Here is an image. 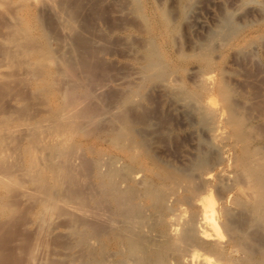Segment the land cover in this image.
Segmentation results:
<instances>
[{
    "label": "rangeland",
    "instance_id": "rangeland-1",
    "mask_svg": "<svg viewBox=\"0 0 264 264\" xmlns=\"http://www.w3.org/2000/svg\"><path fill=\"white\" fill-rule=\"evenodd\" d=\"M54 1L56 3L58 1V3H57L58 5ZM137 1H138V3H137ZM186 1L185 0H118V1L117 0H80V2L78 3V0L77 1L67 0L68 4H70L72 6L73 12L75 14H78V17H79L78 22L72 21L70 19L71 24H69V18L66 16V14H64V13H66L65 9L62 10V8H61L64 6L65 0H52V1L49 0V2L55 7L56 13L58 12V14L61 16V17H59V15H58L59 18H57L56 20H53V21H55V23L52 21V17L54 19L56 17L54 15L51 16L50 14H52V13L49 14L48 11L42 10L38 7L39 11L42 10L41 12H44V14H45V15L44 14L41 15L42 13L37 11L38 9H36L37 6L32 5V3L30 5V1H27V0H0V264H78V262L80 264H81V262H82V264H89V263H86L88 261H85L86 259L90 260V257H89L90 252L89 251H91L90 245L86 244L89 242L88 238L90 237V235L88 234L89 233L88 231H90V229L88 228L89 227L88 223L92 220L90 218L91 217L93 218V215L91 213H89L90 212L89 209L92 207V203L94 204L96 200L98 202H103V198H104V197L101 198L103 195V188L99 184V182L101 180L100 175L103 173L102 179L105 182H107L108 181L107 177L109 178L110 170L112 168H115L117 170V172L120 173V172H122V169L125 166L124 164L130 163L129 158L126 156L123 149L117 145L114 146L112 143L113 141H110L111 136L106 134V132L108 133V130H111L112 128L119 127L118 122L117 121H115L116 123L112 122L113 119H111V118H115V115L119 112V106H118L119 103L114 104V102L115 103L118 102L121 97H124V95L128 94V93H126V91L130 92L129 90L132 89L131 90V92H132L133 90L136 89V87L139 86V84L142 85L145 82L146 77H147V73L144 70L142 72V68L144 69L145 65L144 66L142 65V67H141V64H143L142 62L145 63L147 61L145 59H142L141 57L145 58V55L148 54L149 52H151L150 50L152 49V47L153 48L155 47L154 49L156 51L159 48L160 53H159V51H157V52L160 55H162V54L164 55V56L162 55V58H163L164 62L166 61L165 62L166 65L169 62V64L167 65V68L169 71V72H167L168 79L166 78L167 81L165 80V82L168 84H166L165 90H167V88H169V86H172L173 84H178V85H173L172 88L170 87V89H168L166 92L172 93V92H174L173 90L176 89L177 87H178V90L176 92L181 91L183 88H185V90H186V88L187 89L188 88L194 89L198 85L196 82L198 80H199V82H201L202 80L200 78H203V77H200L199 72H200V74L203 75L205 70L207 72H212L215 70V72H212V74L213 75H214V73L217 74V75H215L217 77H219V75H221V76L223 75V77H221V78H224L225 75L228 74L227 76L230 78H227V76H226L225 80L230 79V81L228 80L229 84L231 83L230 86L231 85L235 86V87H233L234 90L238 87L237 88L238 90H235V91H237V92L239 91V92L243 93V95L241 93H238L242 97L245 96V93H247L246 95H248L249 93L252 94V92H253L254 94H252V96L253 95L254 96L253 97L251 96V98H253V99L249 98V95H250L249 94L247 96L248 97L247 103H244L247 100L246 96H245L246 98L244 97L242 99V101H237L239 99L241 100L242 97H239V99L237 98L236 101H237V103L240 102L238 104L241 107H243L248 114H250V115L254 114L252 116H255V118H257L256 121L252 122L253 126L256 125L257 128H254L252 126L253 128H251V129H252V131H254L255 137H257L259 139V141L262 139L263 140L260 141L261 143L258 142L259 147H258V145L255 146V148L257 149V150L255 149V151H256V154L257 153L259 154V156L264 155L262 153V152H264V137H263L264 136V87H263L264 86V31H263L264 30V17H262L264 15V12H262V10L264 9V0H201V1L200 0H192V2H191V0H186ZM189 1H190V3L188 4ZM185 2H186V4H184ZM139 3H141V5ZM138 7H139V9H138ZM135 9H136V12H135ZM165 9H167V10H165ZM38 12L40 15L38 14ZM142 12H143L144 17L147 16V17H145L146 19L144 17H140L141 15H139V14ZM224 14L226 17H224ZM37 15L41 16V18H42L41 23L44 27V30L48 32L49 36L51 33V36L49 37V41H48V43L50 42V44H48V43H47V45L43 44L44 42L41 40L42 38H41L40 31H39V29L35 28L36 25L33 22L35 21L34 18ZM165 15H167L168 17ZM173 15H175V16L173 17ZM219 15L220 16L223 15L221 17V19L227 18L226 24H228V25H225V28H226V29H224L225 32L228 31L229 29H235V31H236L235 34L236 35L240 34V35L235 36L233 34L231 36V38L230 37L223 38L224 36L222 35V33H224V32L221 33L219 31L221 33V35L219 34L218 36H215L214 33L218 32V30H219L218 27L216 28V24H217V22H219L218 20H220ZM78 17L76 19H78ZM163 17H167L165 20L168 23L164 20ZM168 18H170V20ZM258 18H260L261 20ZM215 19H216V21H215ZM229 19L231 20V22ZM147 20H148V22H147ZM246 20H248L249 22ZM253 20L255 22H253ZM245 21H246V23L252 22V24H251L252 26H250V24L246 25V23H244ZM48 22H49V24H47ZM63 22H64V24H63ZM169 22H171L170 23L171 27H170ZM31 23H32L31 26H34V25L35 26L31 27L30 26ZM151 23H152V27L150 28ZM165 23L168 27L165 26ZM197 23H199V24H197ZM53 24H55V25H53ZM56 24H57V26H56ZM145 24H146V26L148 25L147 26L148 29L145 27ZM233 24H235V25H233ZM240 24L241 25L244 24L246 26L244 27V25L241 26ZM238 25L241 27H239ZM50 26H52V27H50ZM68 26H70V28L73 27L72 28L73 30L70 29ZM163 26H164V29H163ZM172 26L173 27L175 26L176 29L174 32L170 33L169 31L172 29ZM197 26H198V28H197ZM206 26H207V28H206ZM232 26L234 28H232ZM166 27L169 29H167ZM195 28H197L198 30ZM214 28H215V30H213ZM55 29H56V31H53ZM149 29H151V31H149ZM161 29H163V30H161ZM165 29H167V30H165ZM239 30H241V31H239ZM164 31L165 32L167 31L166 33H168V37L170 39L172 38L171 41L169 40L168 37H167L168 41H166L167 40L165 38L166 33ZM177 31H178V34L176 33ZM36 33H37V35H36ZM169 33H170V35H169ZM259 33H260V35H259ZM28 34H30L31 37ZM101 34H102V36H101ZM163 34H165V35H163ZM171 34H172V37H171ZM175 34H177L178 36H176ZM208 34L213 35L212 40H210L209 45L213 44L212 45L213 47H210V49L213 48L215 50L213 51V49H211L212 50L211 51L210 49H208V46H209L208 45L206 50H203V51L204 52L206 51L205 53L208 52L207 56H210L209 59L211 60V65H212V66H210L211 68L209 66H206V64H205L204 60L201 58V56H200L201 59L200 58L197 59L199 57V54L197 55L198 56L197 57L196 54H197L198 49L195 46L196 43H194L196 41H197V43L203 42L206 38L201 37L202 39L201 38L199 39V37L204 36V35H207V37H209ZM52 35H54L56 38ZM37 36H40L41 39ZM152 36L154 38H151ZM196 36L198 37L197 39H196ZM28 37H30V39ZM65 37H66V41L64 42ZM177 37L178 38L180 37V39L182 41L180 39L176 40ZM54 38H55V40H54ZM98 38L100 40H102V44H103L102 46H103V48L105 47L104 50L106 51L102 55V57L98 60V61H100L98 63L100 65L99 69H98L99 72L97 71L94 73L95 75H98V76L95 77L93 74L94 79L96 78L98 81H96V79L95 80L93 79V81H92L90 77L89 78L86 77L85 74L84 73L82 74V72H81L79 74L80 75L79 77L81 80L79 83L80 84L83 83L81 85H84V84H86V81H87V83H88V81L90 83V80H91L92 81L91 85H92L95 81L97 82V83L95 82L96 85L93 84L92 86H90V90L92 92L90 96L92 98H90V96H89L87 99L82 98L80 101L82 102L83 106H87V104H88V106L89 105L90 106L91 105L96 106L100 110V115L95 120L91 121V123L88 124L86 122V124H85V128L87 130L91 131L92 129H94L92 134L75 133L72 135L70 140H68V142H67V144H69V146L65 143L63 145H61L62 143H60V142L63 140L62 139L63 134L61 133V128H62V130H65L66 127L60 125L61 123H58L57 116L55 115V112L58 108L59 103L65 98L64 96H67V87H66L65 83L68 84V82L70 81V78H69V76H67V78L64 76L61 77L62 82L60 80L59 83H62L63 85L58 84L57 85L58 90L51 87L50 83H51V81H53L52 79L54 76V71H55L54 69H55L57 63L50 60L47 57V54H45V53L48 49L49 51H51L54 54V57L58 58V57H60L59 56L60 54L58 55L57 52L59 50H61L60 49V47H61L62 50H64V51L61 50L58 53H61L62 55L63 54L69 55V52H70L69 47H71L70 43L72 42V39L76 43V41L78 42L80 39H81L80 41L83 42V41H86V39L93 40V39H98ZM203 38H204V40H203ZM219 38H222L225 41H223V40L220 41ZM233 38H234V40H233ZM256 38L257 39L259 38V39L256 40ZM152 39H153V41H152ZM231 39H232V41H231ZM36 41L38 43H41V44H37ZM149 41L150 42L152 41V43H151L152 45L149 44ZM172 41L175 42L174 45H173ZM230 41L232 42L231 44H230ZM18 42H20V43H18ZM86 42H88V41H86ZM154 42H155V46H153ZM170 42H171V44H170ZM205 42H206V40H205ZM193 43H194V45H193ZM34 44H35V46H34ZM83 44H84V42H83ZM21 45L23 46V49L26 50L24 52L25 54L23 53L24 50L23 51L21 50L22 49ZM37 45H39V46H37ZM41 45H42V47H41ZM89 45H91V44H89ZM93 45L95 46V44H93ZM97 45H98V43H97ZM177 45L180 46L181 54L184 51L187 53L188 50H189V54H190V52H192L191 50H193V49L195 50L196 53L192 52L193 55H192V53L190 55H188V53L187 54L184 53V54L190 56V57L187 56L188 59L184 58L186 55L183 54L184 57H182L183 55L180 54V52L178 50L179 46L177 47ZM26 46H27V48H26ZM98 46H100V45H98ZM190 46H192V47L194 46V47L191 48ZM176 47H177V49H176ZM220 47H221V49H220ZM52 48H54L53 51H52ZM55 48H58V49H55ZM174 50H177L175 52H177V53L179 52L180 55L175 53ZM208 50L211 51L210 52L211 55H210ZM30 52L31 53L33 52L32 55ZM40 53H42V54L40 55ZM198 53H200V52L198 51ZM56 54H57V56H56ZM200 54L202 55V53H200ZM228 54H229V56H228ZM39 55L41 57H39ZM170 57H173V58H170ZM213 57L215 60L212 59ZM175 58H177V59L179 58V59L177 60ZM194 58H195V60H194ZM171 59L172 60L174 59L175 61L174 60L173 61L175 63L177 61L176 65L174 64V62H171L172 61ZM106 60H107V62H106ZM142 60H145V61H142ZM171 64H173V65H171ZM146 65H147V63H146ZM169 65L172 67H170ZM179 65H182V66H179ZM193 65H194V67L190 68ZM203 65H204L205 70L202 69L203 70V72H202L201 68H203ZM213 65H216L218 67H215ZM34 66H37V67H34ZM195 67L198 69V72L195 71L196 70ZM226 67H227V69H226ZM36 68H38V70H36ZM136 68L138 69L137 71H136ZM140 68H141V70H140ZM186 68H187V71H183L184 69L186 70ZM212 68H213V70H212ZM173 69H175V70H173ZM236 70H237V72H236ZM172 71H174L173 74L171 73ZM225 71L227 72V74ZM136 72H138V73H136ZM181 72L183 73V76H182ZM223 72H225V73H223ZM44 73H46V76ZM169 73H170V75H169ZM196 73H197V75H196ZM218 73H219V75H218ZM81 74L83 77H81ZM188 75H189V77H192L194 75L195 76L192 77V79L189 78L190 79L189 80ZM101 76L102 77L105 76L103 78L107 77V80L103 79V78L100 79ZM138 76H140V77L138 78ZM184 76L187 77V79H185ZM41 78H42V80H41ZM169 78H171V79H169ZM178 78L183 79L185 81L189 80V82H191V83H189L190 86L194 83L197 85H195V86L193 85L194 87L193 86L190 87V86H188L189 84L185 83V81H183V80H182V84H180L181 81H179L180 79H178ZM84 79H85V81H84ZM99 79L101 81L103 80V83L100 82L98 84V82L100 81ZM127 79H129V80H127ZM173 79H175V80H173ZM104 80L108 81L109 84ZM122 81H123L124 86H122V84H120V82H122ZM192 81H195V82L192 83ZM36 83H38V84H36ZM125 83H128V87H130V89H128V87L126 86L127 84H125ZM129 83H131L130 86H129ZM171 83H172V85H170ZM38 85L40 86V88H42V90H40ZM36 86H37V88H36ZM95 86H96V88H95ZM63 87L66 88L65 89L66 91L63 89ZM124 87H127L126 88L127 90L124 89L126 91H124L122 89ZM131 87H133L134 89ZM36 89L38 90V92ZM122 91H123L124 95H123ZM148 92H149L148 93V96H149L148 100L144 101L145 102L144 104L146 106H148V110H149L148 114L153 115L157 111V113L155 114V117H157V115H160V118L158 116L157 119L154 117V115H153V117L150 116L154 120V122L156 119L155 127H156V132H158L157 136H156V132H155V136L153 137L154 138L153 146L155 148L158 147V150L160 149L159 151L163 153L162 154L163 157L166 154L164 158L167 159L168 158L167 154H170L169 158L172 157V159L170 158L169 160H173L175 157L179 158V159L175 158L171 162H180L181 155H179L177 153V151L180 153V151H179V150H181L180 147H182V148L184 147V149L180 153V154H183L185 152L184 150H186V148L190 145V142L187 141L189 139H187V140L185 139L186 140L185 141L182 138V135H185L186 130H182V131L179 130V132L177 130H175L172 132V131H169L168 129H164L165 127L167 128V126H166L167 125V123H166L167 119L164 117V114L162 115L163 112L161 113V111L166 110V108H165L166 106L162 105L163 103H161L160 100H159L160 102L158 100L156 102L154 101L155 97H154V99L152 98L154 96V94L152 93L153 91H148ZM41 94H43V96ZM60 94H62L61 96H63V97H60ZM258 95H260V96H258ZM257 96H258V98H257ZM150 99H151V101L153 100L154 102L149 101ZM148 101L152 105H149ZM157 104H159V105L161 104V106H159ZM154 106H156V108L157 107L162 108L163 106L164 107L159 110V112H160L159 113L157 110L158 108L156 109ZM105 107L107 109L109 108V111L106 110ZM193 107H194V104H193ZM105 111H107V114ZM253 111H255V112H253ZM262 111H263V113H262ZM108 112L111 115V118H110V115L108 114ZM260 113H262L263 115H260ZM98 119H100V120H98ZM97 121H100V124ZM157 122H158V125H157ZM256 123H258V124H256ZM96 124H98L100 126H95ZM161 124L164 125V128H162L163 126ZM51 128H52V130H51ZM157 128L159 130H157ZM14 129H16L17 132ZM94 131H95V133H94ZM163 131H165V132H163ZM62 132H64V131H62ZM103 132H105V133H103ZM168 132H170V133H168ZM259 132H260V134H258ZM261 132H263V134ZM36 133L38 136L36 135ZM58 133H61V134H59V135H61L60 138L58 136ZM99 134L102 135V138H100L101 136H98ZM167 134L168 135L170 134L171 137L169 135V137H170L169 138L167 136ZM256 134H258V135H256ZM76 135L79 138L76 139V137H75ZM90 135H92V136H90ZM97 136H98V139L96 138ZM160 136H162V137H160ZM172 136H173V140H172ZM207 136L208 135L205 136V139L203 138L201 140V143H199V141H198V145L203 150L206 149L207 151L206 150L205 151L208 153L209 156L212 155L211 156L212 158L207 157L208 160L212 161V160H215V155L217 158V157H219L217 155H221L222 153L220 154V152H221L220 149L213 143L212 139L208 140V139H210V136H208V139H206ZM259 136H261V137H259ZM104 137L109 138V139H106ZM180 138H182V139H180ZM38 139H40V140H38ZM58 139H59V141H57L56 144H53ZM60 139H62V140L60 141ZM170 139H171V142L172 141L174 142V139H178V141L176 140L174 143H176L177 145L179 144V146H176V144L171 143L169 141ZM157 140H159L158 141L159 143H160V141L162 142L160 144L157 142L160 146L157 143H155ZM180 140H182V141H180ZM106 141L107 142L109 141L108 142L109 144L105 143ZM183 141H184V144L181 145L180 143H182ZM209 141H212V142H209ZM206 143H207V145H206ZM73 144L76 145L77 147H79V149H83L84 151H87V152H84L83 150L81 151V152H83L81 154L86 156V157L84 158L83 156H79V155L77 156V154L80 152L78 149V153L76 154V156L69 157V159H73L74 157H75V159L74 160H68L67 161L68 164L64 163L63 164L64 169H63L62 163L64 162V159H63V157L60 158V156H62L61 150L65 151L67 149L64 147V145L65 146L67 145L66 147H68V149H69L70 145L72 146ZM85 144H87V145H85ZM110 144L113 145L114 147L111 146ZM193 144L196 145L197 142L196 143L193 142ZM58 145H59V147H58ZM260 145H262V148ZM177 147L180 149L178 150ZM57 148L60 149V151H61V152H59V154H57L59 156V159L56 155V153L59 151V150H57ZM89 148L90 149L92 148V149L90 150ZM212 148H213V150H212ZM259 148H260V151L258 150ZM163 149H164V151H163ZM110 152H111V154H110ZM140 152L141 151L136 153L138 155V160L135 161L134 163L131 162V165L133 164L132 165L133 168L131 171H134L133 174L136 175V177L138 175H141V176H138V179L136 178L135 179L136 181L134 180L135 182L131 181L130 183L132 186H134L136 184L134 187L137 188V186H138L139 190H144V188L146 186H148L150 183L151 184L156 183L157 179L159 178V175H157L156 172H154L156 175H152L153 172H149V170H148L149 168L147 165V162L149 160L147 158H145L144 156H143L144 157L143 158L142 157L143 154H142V152L141 153ZM173 152L174 153L176 152V153L174 155H172ZM107 153H108V155H107ZM210 153H211V155H210ZM256 154L254 156L255 157L254 159L257 160V158H259V156H258V154L257 155ZM95 155L99 158L98 161L95 160V159H98ZM110 155H111V157H110ZM102 156H103V158H101ZM113 156H115L114 159H116L115 160L116 166H114V159H112ZM109 157L112 159L113 164H112L111 159ZM39 158H41V159H39ZM62 160H63V162H62ZM123 160H124V162H123ZM177 160H179V161H177ZM70 161H71V163H70ZM100 161L101 162L104 161L103 162L104 164L103 163L99 164V163H101ZM108 161L111 163H109ZM60 162H61V164H60ZM93 162H95V163H93ZM119 163H120V165H119ZM69 164L71 165V167H69L70 166ZM58 165H59V167H58ZM83 165H84V167H83ZM101 165H102V167H101ZM65 166H68V167L65 168ZM120 166H121V168H119ZM139 167L143 168L144 170L141 168H140L141 169L140 170ZM67 168H69L71 171H72V169L74 170L72 172L74 173L75 176H77V178L75 177L76 184H80V185L75 184V186L79 189H77L74 185L73 186L69 185L71 182H69V181L67 182V179H66L67 174H65L67 172V171H65V170H67ZM81 169H84V170H81ZM134 169H136V171ZM137 169H138V171H137ZM96 170L100 174L99 176L97 175V172H95ZM139 170H140V172H139ZM82 171H84L86 174H84V172H82ZM90 172L92 174H94V176ZM235 172H237L238 174L237 173L235 174ZM87 173H90V174H87ZM95 174H96V177H95ZM147 174H150V176ZM145 175L148 178L150 177L149 178L150 182L149 181L147 182V178H145L146 177ZM239 175H241V176H239ZM83 176L85 177V180H84ZM143 176H144V179L141 178ZM151 176H153V177H151ZM234 176H236L237 180L239 179V177L240 178L244 177L242 180V181H244L243 182L244 185L242 184L243 186L250 185V183H245V181L249 182L248 179L246 180V174L243 172L240 173V171H234V173H232L231 177L228 178L229 183L226 182L227 178H223V179H226L225 182L222 179L225 184L223 182H220L221 179L217 180L218 183L216 184L215 187L219 188L220 184L223 187V188L220 187L219 189L215 188V190H214V192H215L214 196L215 197L217 196L216 200L218 201V203L220 201V199L218 200L219 197H222V196L228 194V192H229L233 198V195H235V192H236L237 196L236 195L235 196L238 199V200L236 199L237 201H239V198L241 199L240 201H243V199H245V201H243V202H247L250 206L255 205V202H256L255 197L253 198V196H255V193L253 195L252 194L253 192H250L249 195L252 194V197H251V195L247 196L246 193L244 195V192H243V195H244L243 196L241 191H244V189L246 188L247 190L246 189L245 190L248 192L249 189L247 187H245L244 189L241 188L242 189L241 190L240 189L241 184L238 185V187H237V183H236L237 180L234 179L235 178ZM64 178L66 179V181L64 180ZM90 178H92V179H90ZM88 179L92 180V181H90V183H85V184L86 185L92 184V185H94V189L96 188L94 190L93 186L91 185V187H92V188L90 187L92 190L91 193H89L90 188L88 186H86L84 183H82L83 181L89 182ZM232 179H234L235 181ZM140 180L144 181V182L146 181L147 183L146 182L143 183ZM78 181H81V183L80 182L78 183ZM93 181H94V183H93ZM232 181H234L236 184H234V182H232ZM136 182H140L141 185L140 186L137 185L138 183H136ZM49 183L51 186H49ZM55 183H56V185H55ZM226 183H228L227 184L228 186L226 185ZM95 184H97V185H95ZM81 185L82 186L85 185V187L83 188ZM225 185L227 186V188H225L226 187ZM80 186L82 188H80ZM142 186H144V187H142ZM229 186H231L230 190H229ZM232 186L235 188H238L241 191L238 190L239 192L237 193V190L235 188H232ZM243 186H241V187H243ZM49 187H50V189H49ZM72 187H74V188H72ZM72 189L73 190L77 189L75 191H78L79 194L77 192H74ZM97 189H98L99 193L102 195H100V194L98 195ZM71 190H72V195H71ZM82 190L88 192L87 193L88 200H89V198L92 197L91 200H89L90 202L85 201V199L87 197H84V196H86V195H84L82 197V199H83L82 202L84 203V206H83V203L79 202V201H81V200H79L81 198H78V197H80L81 193L83 192ZM56 191H57V194H56ZM250 191H252V190L250 189ZM224 192H227V193L224 194ZM232 192H234V193H232ZM50 193L51 194L55 193L56 195L59 194V196H57V198L59 199V200L57 199V202H59V203L50 204V203H52V201L50 200L49 195H48ZM73 193H75V194H73ZM89 194H93V195L95 194V195L89 197ZM220 194H222V195H220ZM66 195H68V197H69V195H71V197H69V198L65 197ZM72 196L77 197L78 203L80 204V205L78 204L79 206H77V203H75V202H77V200L75 202H74V200H72ZM99 196H101V197H99ZM93 197L98 198V199H93ZM66 198H68V199L66 200ZM70 198L72 201H70ZM246 198H248V199L246 200ZM63 199H65L68 203L65 202V200H63ZM74 199H76V198H74ZM93 200H95V201H93ZM72 202H74V203H72ZM54 203H56V202H54ZM80 206H82V207L80 208ZM88 207H89V209H87ZM7 208H9L10 210L8 209V211L6 212ZM102 208H105V207L102 206ZM78 209H79V211H78ZM85 210H86V212H85ZM103 211H105V209H100L98 211V213L96 214V220L98 222H99V220L104 222L103 221L104 218L101 220L102 216H104V215L100 216V214ZM4 212H6V213H4ZM99 212H101V213H99ZM152 218H153V216L149 217L150 222H151ZM147 219H148V217H147ZM99 223H101V222H99ZM83 225H85L84 227L86 228V230H83L84 229L82 227ZM259 227H260V229L263 230V234H262V230L258 234L263 238V241H264V224L260 225ZM253 228H255V227H253ZM253 228H252V231H254ZM79 229H81V230H79ZM77 231H79V233H77ZM83 231L86 235L83 233ZM256 231H257V228L255 229V232ZM258 231H259V229H258ZM80 233L83 236L80 235ZM90 233H91V231H90ZM87 234H88V238H86ZM84 239H85V241H84ZM98 240L100 242L103 241V243L105 244L103 246L101 244L98 245V246L104 247L106 249L105 250L104 248L98 247L97 251L99 253L102 252V254L100 253V255H99L98 252L96 251L98 258L101 259L99 261H102L104 263L103 260L106 261L105 256L107 259L109 258V256L105 255L108 253H103V252H106V251L111 252V250H114V249H113V247H110V248L108 247V244H110V243H107L102 235H101V237L99 236ZM87 245H88V247H87ZM88 254H89V256H88ZM87 256H88V258H87ZM115 257H117V259ZM109 260H111V261L118 260L117 263L115 261L114 262L116 264H118V263L121 264L119 262L118 256H112L111 259L109 258ZM102 262H100V264H103ZM114 262L113 263L110 262V264H114Z\"/></svg>",
    "mask_w": 264,
    "mask_h": 264
},
{
    "label": "bare ground",
    "instance_id": "bare-ground-1",
    "mask_svg": "<svg viewBox=\"0 0 264 264\" xmlns=\"http://www.w3.org/2000/svg\"><path fill=\"white\" fill-rule=\"evenodd\" d=\"M27 1H30V5L32 3V5L37 6V8H36V9H38L37 11H39V8H40L42 10L48 11L49 14L52 13L50 15L51 16L54 15L56 17L55 19L52 17V21L61 17L58 14V12L56 13L55 7L49 2V0H27ZM75 1H77V0H75ZM79 2H80V0H78V3ZM186 2L184 4H186ZM191 2H192V0H191ZM57 3H58V1H57ZM137 3H138V1H137ZM189 3H190V1L188 2V4ZM139 4L141 5V3H139ZM63 7H61V8H62V10L65 9L66 13H64V14H66V16L69 18V24H71V22H70L71 20L78 22V20H79L78 14H75L73 12L72 6L70 4H68L67 0H65V4ZM138 9H139V7H138ZM165 10H167V9H165ZM263 10H262V12H264ZM41 11H39V12H41ZM39 12H38V14H39ZM135 12H136V9H135ZM41 13H42L41 15L44 14V12H41ZM58 15H59V17H58ZM139 15H141L140 17H144L143 12L140 13ZM175 15H173V17ZM165 16H167V15H165ZM222 16H220V20H218L219 22H217L216 28L217 27L219 28L218 32L219 31L221 33L224 32V33H222V35L224 36L223 38H228V37L231 38V36L233 34L235 36L240 35V34H237V35L235 34V32H236L235 29H229V30L227 29L228 31L225 32V30H224V29H226L225 25H228V24H226L227 18L221 19ZM77 17H78V19H76ZM145 17H147V16H145ZM167 17H163L164 20ZM224 17H226L225 14H224ZM262 17H264V15ZM170 18H168V19L170 20ZM258 19H260V18H258ZM34 20L35 21L33 23H35V25H36L35 28L39 29L42 39L40 38V36H37V37H39L44 42L43 43L44 45H47V43L49 41V37L51 36V33L49 36L48 32L44 30V27L41 23V20H42L41 16H38V15L35 16ZM248 20H246V21H248ZM215 21H216V19H215ZM246 21L244 23H246ZM53 22L55 23V21H53ZM64 22H63V24H64ZM147 22H148V20H147ZM230 22H231V20H230ZM248 22L246 23V25L250 24V26H252L251 25L252 22L251 23H248ZM253 22H255V21L253 20ZM170 23L171 22H169V24ZM47 24H49V22ZM197 24H199V23H197ZM31 25H32V23L30 24V26ZM53 25H55V24H53ZM233 25H235V24H233ZM243 25H241V26H243ZM246 25H244V27ZM34 26H31V27H34ZM56 26H57V24H56ZM147 26L145 24V27L148 29ZM165 26H167L166 23H165ZM207 26H206V28H207ZM241 26H239V27H241ZM50 27H52V26H50ZM68 27L70 28V26H68ZM151 27H152V23H151L150 28ZM170 27H171V24H170ZM72 28H70V29H72ZM197 28H198V26H197ZM197 28H195V29H197ZM232 28H234V27L232 26ZM163 29H164V26H163ZM163 29H161V30H163ZM167 29H169V28H167ZM167 29H165V30H167ZM175 29H176L175 26L174 27L172 26V29L169 32L170 33L174 32ZM213 30H215V28ZM53 31H56V29ZM149 31H151V29H149ZM239 31H241V30H239ZM218 32L214 33L215 36H218L219 34L221 35V33L220 32L218 33ZM170 33H169V35H170ZM176 33L178 34V31ZM177 34H175V35L178 36ZM28 35L30 36V34H28ZM36 35H37V33H36ZM163 35H165V34H163ZM259 35H260V33H259ZM52 36H54V35H52ZM101 36H102V34H101ZM212 36L213 35H209V37H207V35L200 36L199 39L201 37H205L206 42H205L204 38H203V40H204L203 42H200V43H197V41L194 42V43H196L195 46L198 49V51L200 53H202V55H201L197 51L196 56L199 54V57L197 56L198 57L197 59H199L201 56V58L204 60V62L206 64V66H209V67L212 66L211 60L209 59L210 56H207L208 52L205 53L206 51L204 52L203 50H206L207 46L210 44V40H212ZM30 37H28V38L30 39ZM167 37H168V33H166V37H165L167 39L166 41H168V38H169V37L168 38ZM171 37H172V34H171ZM180 37L179 38L177 37L176 40H179ZM55 38H54V40H55ZM151 38H154V37L152 36ZM197 38L198 37L196 36V39ZM73 39L71 42L72 44L69 42L70 46H71V47H69V49H70L69 55H65V54L62 55L61 53H58L62 50V48L59 45L58 46L60 47L61 50H59V51L57 50L58 51L57 54L58 55L60 54L59 55L60 57H58V58L54 57V54L51 51H49L48 49H47L48 52L46 51V53H45V54H47V57L50 60L57 63L56 67L54 69L55 70L54 76L52 75L53 81H51V83H50L51 87L58 90L57 85L62 84V83H59V81L61 80V77L64 76L67 78V76H69V78H70V81L68 80L69 81L68 84L65 83V85L67 87V96H64L65 98L59 103L58 108L55 112V115L57 116L58 123H61L60 125L66 127V128L64 127L65 130H62V128L60 127L61 133L63 134V136H62L63 140L60 139V141L62 140L60 142V143H62L61 145H63L64 143L67 144L68 140H70L72 135L75 133L92 134L94 129H92L91 131L87 130L85 128V124H86V122L88 124L91 123V121L95 120L100 115V110L96 106H92V105L88 106V104H87V106H83L82 102L80 100L82 98L87 99L91 95L92 92L90 90V86H92L93 84L96 85V83H97L96 81H98L95 78L96 83L94 82L91 85V82L93 81L94 76L95 77L98 76V75H95L94 73L97 71L99 72L98 69H99L100 65L98 63L100 61H98V60L106 52L104 50L105 47L103 48L102 40H100L99 38L93 39V40H90L91 38L86 39V41H88V42L83 41L84 44L82 41H80L81 39L79 40L80 42L78 41L79 43L77 41L75 43V41H73ZM258 39L256 38V40H258ZM169 40L171 41L172 38L171 39L169 38ZM219 40L221 41L223 39L219 38ZM233 40H234V38H233ZM65 41H66V37H65L64 42ZM152 41H153V39H152ZM152 41L151 42L149 41L150 45H152L151 44ZM223 41H225V40H223ZM231 41H232V39H231ZM231 41H230V44L232 43ZM155 42H154L153 46H155ZM172 42L174 45L175 42L174 41H172ZM18 43H20V42H18ZM36 43L41 44V43H38L37 41H36ZM97 43L100 46H98ZM194 43H193V45H194ZM48 44H50V42ZM89 44H91L92 46ZM93 44H95V46ZM170 44H171V42H170ZM212 45L213 44L209 45L208 49H210V47H213ZM34 46H35V44H34ZM37 46H39V45H37ZM178 46L179 45H177V47ZM41 47H42V45H41ZM177 47H176V49H177ZM190 47L193 48L194 46L193 47L190 46ZM26 48H27V46H26ZM154 48L152 47V49L150 50L151 52H149L148 54L145 53L146 54L145 58L140 56L142 59H145L147 61L145 63L142 62L143 64H141V67H142V65L143 66L145 65L144 69L142 68V72L144 70L147 73V77L145 76L146 77L145 82L142 85L139 84V86L136 87V89L133 90L132 92H131L132 89H130V87H128V83H125V84H127L126 86L128 87V89H130L129 90L130 92L126 91L127 87L122 88L123 90L126 89L124 91H126V93H128V94L124 95V93L122 91L124 97H121L118 102H116V103L114 102V104L119 103V105H118L119 106V112L115 115V118H111V115L108 112V114L110 115V118L113 119L112 122L117 121L119 124V127L112 128L111 130H108V133L106 131L105 132H106V134L111 136L110 141H113L112 143L114 146L117 145L123 149L126 156L129 158L130 163L124 164L125 166L122 169V172H120V173H118L115 168H112L110 170V175L108 174L109 178L107 177V179H108L107 182H105L102 179L103 173L100 175L97 170L95 171V172H97L98 176L99 175L101 176V180H100L99 184L103 188V195L100 194L98 189H97L98 195L100 194V195H102V197L101 196H99V197H101V198L104 197V198H103V202H98L97 200L96 201L93 200V201H95V203L94 204L92 203V207L90 209H89L90 206L87 204L89 206L87 209H89V211H90L89 213H91L93 215V218L90 216L91 217L90 219H92V220L88 223V225H89L88 228L90 229L91 233H90V231L87 230L89 232L88 234L90 235V237L88 238V234H87L86 238H88L89 242L86 244L90 245L91 251H89L90 256L88 254V256L90 257V260L86 259L85 261H88L86 263L100 264V262H102V261H99L101 259L98 258L97 253H96V251L98 250V247H101L98 245H100V244L102 246L105 245L103 243V241L100 242L98 240L99 236L101 237V235H102L104 237L105 241L107 243H110V244H108V247L109 248L113 247V249H114V250H111V252L106 251L103 253H108L105 255H108L110 259L112 256H118L119 262L121 264H264V241H263V238L258 234L262 230V229H260L259 226L264 224V222H263L264 221V155L259 156V154L257 153L259 158L256 157L257 160L254 159L255 158L254 156L256 154L255 146L258 145L259 143H261L260 141H262L263 139L259 141V139L257 137H255L254 131H252V129H251L253 127L257 128L256 125L253 126V124H252V122L256 121L257 118H255V116H252L254 114H252V115L248 114L245 111V109L238 104L240 102L237 103V101H242V99L245 96L247 97L249 94H250L249 98L253 99V98H251V96L254 93L252 92V94L249 93L248 95H246L247 93H245L244 97L240 96V94H238V93H241V92L235 91V90H238L237 89L238 87L234 90L233 87H235V86H232V85L230 86L231 83L229 84L230 79H228L229 81L227 79H226L227 81L225 80V77L228 75L226 71L225 72L227 75H225L224 78H221V77H223V75L221 76L218 73V75L220 77L219 78V77L215 76L217 74H215V73H214V75L212 74V72H215V70L212 72H207L204 69V65H203V68H201V70L202 69L205 70L204 74L202 75L199 72L200 77H203V78H200L202 81L200 80L201 82H199V80L197 79L198 81L196 83L198 85L195 83L191 85V86L197 85L194 89H192V88L187 89L186 88V90H185V88L182 87L183 89L181 88L182 89V90L180 89L181 91L176 92L178 90V87H177L176 89L173 90L175 92V93L172 92L173 94L166 92L168 89H170V87L172 88L173 85H178V84L172 85V83H171L170 85H172V86H169V88H167V90H165L166 84H168L165 82V80H166V78L168 79L167 72H169V71H168L167 65L169 64V62L166 65V63H165L166 61L164 62V60L162 58L163 54L162 55L159 54L160 53L159 48L157 49V51H159V53ZM53 49L54 48H52V51H53ZM55 49H58V48H55ZM211 49H213V48H211ZM220 49H221V47H220ZM21 50L22 51L24 50L23 46H22ZM178 50L180 52V46H179ZM193 50H191V51L193 53H196L195 50L194 51ZM214 50L215 49H213V51ZM25 51L26 50H24L23 53ZM62 51H64V50H62ZM175 51H177V50H174V52ZM211 51H209V53ZM179 52L178 53L175 52V53L179 54ZM192 52H190V54ZM32 53H31V55H32ZM184 53H186V52L184 51L182 54L180 52L181 55H183ZM187 53H188V55H190L189 50L187 51ZM193 53H192V55H193ZM41 54L42 53H40V55ZM57 54H56V56H57ZM186 54H184V55H186ZM40 55H39V57H41ZM184 55L182 57H184ZM188 55H186L184 58H187ZM210 55H211V53H210ZM228 56H229V54H228ZM188 57H190V56H188ZM170 58H173V57H170ZM195 58H194V60H195ZM175 59H177V58H175ZM212 59H214V57ZM145 60H142V61H145ZM173 60L171 62L175 61V60L174 61ZM106 62H107V60H106ZM146 63H147V65H146ZM176 63H177V61H176ZM176 63L174 62L175 65H176ZM171 65H173V64H171ZM194 65L190 68H193ZM37 66H34V67H37ZM179 66H182V65H179ZM213 66L218 67L216 65H213ZM170 67H172V66H170ZM226 69H227V67H226ZM36 70H38V68H36ZM137 70L138 69L136 68V71ZM140 70H141V68H140ZM173 70H175V69H173ZM212 70H213V68H212ZM183 71H187V68H186V70L184 69ZM195 71L198 72V69L196 68ZM81 72H82V74L84 73L86 77H88V78L90 77L92 81L90 80V83H89V81H88V83L86 81V84L81 85V84H83V83H81V84L79 83L81 81L80 77H79L80 76L79 74ZM138 72H136V73H138ZM173 72L174 71H172L171 73L173 74ZM202 72H203V70H202ZM225 72H223V73H225ZM236 72H237V70H236ZM44 74L46 76V73H44ZM82 74H81V77H83ZM93 74H94V76H93ZM169 75H170V73H169ZM196 75H197V73H196ZM182 76H183V73H182ZM194 76H192V77H194ZM103 77H105V76H103ZM103 77L101 76L100 79H102ZM139 77L140 76H138V78ZM192 77H189V75H188V79L189 78L192 79ZM227 78H230V77L227 76ZM103 79L107 80V77L103 78ZM129 79H127V80H129ZM169 79H171V78H169ZM178 79H180V78H178ZM185 79H187V77H185ZM41 80H42V78H41ZM106 80H104V81H106ZM173 80H175V79H173ZM182 80L183 79L179 80V81H181L180 84H182ZM189 80L188 81L183 80V81H185V83L189 84V83H191V82H189ZM84 81H85V79H84ZM61 82H62V80H61ZM100 82L103 83V80L102 81L100 80L98 82V84ZM106 82L108 83V81H106ZM193 82H195V81H192V83ZM131 83H129V86L131 85ZM36 84H38V83H36ZM120 84H122V86H124L123 81L120 82ZM188 86H190V84ZM36 88H37V86H36ZM39 88H40V86H39ZM95 88H96V86H95ZM131 88H133V87H131ZM63 89L65 90L66 88L63 87ZM40 90H42V88H40ZM148 91H153L152 93L154 94V96L152 98L154 99V97H155V99H154L155 102L157 100L158 101L160 100L161 103H163L162 105L166 106L165 107L166 110L161 111V113L163 112L162 115L164 114V117L167 119V122H166L167 125L165 124L167 126V128L166 127L164 128V125L161 124L163 126L162 128L168 129L169 131H172V132L175 130H177L178 132H179V130H181V131L186 130V133H185V135H182V138L184 140L189 139L187 141L190 142V145L186 148V150H184L185 152L183 154H180V153L184 149V147L183 148L180 147L181 150H179L180 148L177 147L178 150L180 151V153L178 151H177V153L179 155H181V157L178 155L180 157V162H171L176 157L173 160H169L170 158L172 159V157L169 158L170 154H167V157H168L167 158L168 160H167L166 158H164L166 154L163 157L162 156L163 153L159 151L160 149L158 150V147L155 148L153 146V143H154L153 137L155 136V132H156L155 122H156V119L158 118V116L160 118V115H157V117H155V114L157 113V111L156 112L154 111L155 114H153V115L156 118L155 122H154V120L150 117V116L153 117V115L148 114L149 113L148 106H146L144 104L145 103L144 101L148 100V97H149ZM37 92H38V90H37ZM241 94L243 95V93H241ZM41 95L43 96V94H41ZM61 95L62 94H60V97H63ZM258 96H260V95H258ZM258 96H257V98H258ZM239 97H242L241 100L239 99ZM90 98H92V97L90 96ZM237 98L239 100L236 101ZM149 101H151V99ZM247 101H248V97H247L246 102H244V101L243 102L247 103ZM193 104H194V107L196 109L193 107ZM149 105H152V104H150V102H149ZM157 105H159V104H157ZM156 106H154V107L156 108ZM159 106H161V104ZM162 108L159 107L157 109L158 112ZM105 109L109 111V108L107 109L105 107ZM105 112L107 114V111H105ZM253 112H255V111H253ZM262 113H263V111H262ZM262 113H260V115H263ZM98 120H100V119H98ZM97 122H99V124H100V121H97ZM256 124H258V123H256ZM157 125H158V122H157ZM95 126H100V125L96 124ZM52 128H51V130H52ZM14 130L16 131V129H14ZM157 130H159V129L157 128ZM62 131H64V132H62ZM165 131H163V132H165ZM105 132H103V133H105ZM61 133H58L59 138L61 136L59 134H61ZM94 133H95V131H94ZM157 133L158 132H156V136H157ZM168 133H170V132H168ZM261 133L263 134V132H261ZM258 134H260V132ZM258 134H256V135H258ZM36 135H37V133H36ZM77 135L75 136L76 139L79 138L78 137L79 135L78 136ZM169 135L167 134L168 137H169ZM206 135L210 136V139H208V136L206 139H208V140L212 139L213 143L220 149V151H221L220 154L222 153L221 155H217V156H219L217 158L215 155V160H212V161L208 160V158H207V157L212 156L211 153H210L211 156H209L208 153L206 152L207 150L206 149L203 150L198 145V141H199V143H201V140L203 138L205 139ZM90 136H92V135H90ZM98 136H101L100 138H102V135L99 134ZM98 136L96 137L97 139H98ZM261 136H259V137H261ZM160 137H162V136H160ZM170 137H171V135H170ZM104 138H106V137H104ZM182 138H180V139H182ZM106 139H109V138H106ZM38 140H40V139H38ZM159 140H157L155 143H157ZM172 140H173V136H172ZM176 140L178 141V139H174V142ZM57 141H59V139L56 140V142H54V143L52 142V143L56 144ZM169 141L171 142V139ZM180 141H182V140H180ZM212 141H209V142H212ZM108 142L106 141L105 143H108ZM174 142L172 141L171 143H174ZM193 142L194 143L197 142V144L195 145V144H193ZM160 143H162V142L160 141ZM87 144H85V145H87ZM174 144H176V143H174ZM180 144L183 145L184 141ZM67 145L69 146V144H67ZM73 145L72 146L70 145L69 149H68V147H66L64 145V147L67 148L68 150L67 149L65 151L61 150L62 152L60 151V149L57 148V150H59V151L56 153V155L59 154V152H61L62 156H60V158L63 157V159H64V162L62 160V162H63L62 167H63V164L67 163L68 160H74L75 159V157L73 159H69V157L76 156V154L78 153L79 147H77L76 145H74V146ZM113 145H111V146H113ZM206 145H207V143H206ZM176 146H179V144L178 145L176 144ZM260 146L262 148V145H260ZM58 147H59V145H58ZM258 147H259V145H258ZM82 150L83 149H79L80 152L77 154V156L79 155V156H83L85 158L86 156L81 154V153H83V152H81ZM212 150H213V148H212ZM258 150L260 151V148ZM139 151L142 152V154H143L142 157L144 156L145 158H147L149 160L147 162L149 172H153V173L156 172V174L159 175L157 182L153 183V184L150 183L148 186H146L144 188V190H139L138 186H137V188L134 187L136 184L134 186H132L130 183L131 181H134L136 178L138 179V176H141V175H138L136 177V175L133 174L134 171H131L133 168L132 167L133 164L131 165V162L134 163L135 161L138 160V155L136 153ZM163 151H164V149H163ZM84 152H87V151H84ZM175 153L173 152L172 155H174ZM262 153L264 154V152H262ZM110 154H111V152H110ZM107 155H108V153H107ZM57 157L59 159L58 155H57ZM110 157H111V155H110ZM114 157L115 156H113L112 159H114ZM101 158H103V156ZM39 159H41V158H39ZM112 159H111V162H112ZM176 159H179V158L177 157ZM95 160L98 161L99 158L95 159ZM115 160L116 159H114V166H116ZM177 161H179V160H177ZM103 162H101L99 164H102ZM111 162H109V163H111ZM123 162H124V160H123ZM70 163H71V161H70ZM93 163H95V162H93ZM60 164H61V162H60ZM112 164H113V162H112ZM84 165H83V167H84ZM119 165H120V163H119ZM58 167H59V165H58ZM66 167H68V166H65V168ZM69 167H71V165ZM101 167H102V165H101ZM119 168H121V166ZM140 168L141 167H139V169ZM63 169H64V167H63ZM141 169H143V168H141ZM81 170H84V169H81ZM134 170L136 171V169H134ZM140 170H139V172H140ZM65 171L68 172V173L67 172L65 173V174H67V177H66L67 182L69 181V182H71L69 185L75 186V184H76L75 177L77 178V176H75L74 173L72 172L74 170L72 169V171H71L69 168H67V170H65ZM137 171H138V169H137ZM234 171H240V173H242V172L245 173L246 174V180L247 179L249 180V182L245 181V183H250V185L247 184L248 186H246V185L243 186L244 181H242V180L244 177L240 178L239 176H241V175H239L238 180H237L236 176H234L235 177L234 179L237 180V182H236L237 187H238V185L241 184V186H243V187L240 186V189L241 188L244 189L245 187H247L249 189V191L247 192L246 188H245L246 190L244 189V191H241L242 189L239 190L238 188H235L233 186H232V188H235L237 190V193L239 191H241L242 195H243V192H244V195L246 193L247 196L249 195L250 192H253L252 193L253 195L255 193V196H253V198L255 197V201H256V202L254 201L255 205L250 206L247 202H243V201H245V199H243V201H240L241 199L239 198V201H237L238 199L236 198V196H237L236 192H235L236 196L232 194L233 198L229 192L226 195H224V194L227 192H224V194H223L224 196H222V197L218 196L219 197L218 200L220 199L219 203L216 200L217 196L216 197L214 196L215 195L214 190L216 188L215 187L216 184L218 183L217 180L221 179L220 182H223V180L225 182L226 179H223V178H227L226 182H228L229 181L228 178L231 177V175H232V173H234ZM82 172H84V171H82ZM90 173H87V174H90ZM153 173H152V175H156L155 173L154 174ZM236 173L237 172H235V174ZM84 174H86V173L84 172ZM92 175L94 176V174H92ZM147 175L150 176V174H147ZM95 177H96V174H95ZM151 177H153V176H151ZM141 178L144 179V176ZM145 178H147V182H148L150 177L148 178L146 176ZM66 179L64 178L65 181H66ZM90 179H92V178H90ZM234 179H232V180H234ZM84 180H85V177H84ZM88 181L89 182L83 181L82 183H84V184L90 183V181H92V180L88 179ZM234 181H232V182H234ZM79 182L81 183V181H78V183ZM141 182L145 183L146 181L145 182L141 181ZM93 183H94V181H93ZM136 183H138L137 185H139V186L141 185L140 182H136ZM228 183H226V185ZM236 183L234 182V184H236ZM55 185H56V183H55ZM76 185H80V184H76ZM85 185H83V186L81 185V186L84 188ZM91 185L92 184H90V185L87 184L86 186H88L90 188ZM95 185H97V184H95ZM49 186H51L50 183H49ZM81 186H80V188H82ZM92 186L94 189V185H92ZM227 186L225 188H227ZM142 187H144V186H142ZM220 187H222L221 184H220ZM230 187L231 186H229V190H230ZM72 188H74V187H72ZM91 188H90V190H91ZM219 188L217 187L216 189H219ZM49 189H50V187H49ZM77 189H79V188H77ZM77 189H74V190L72 189V190L74 192L78 193V191H75ZM250 189L252 191H250ZM72 190H71V195H72ZM90 190H89V193L92 192V190L91 191ZM87 193H88L87 191H83L81 193L82 196L80 195V197H78V198H81V199H79V200H81L79 202L83 203L82 197L84 195H86L84 197H87ZM232 193H234V192H232ZM56 194H57V191H56ZM56 194L55 193L48 194L50 200L52 201V203H50V204L59 203V202H57V199H58L57 196H59V194L58 195H56ZM73 194H75V193H73ZM252 194H250L251 197H252ZM71 195H69V197H71ZM94 195L89 194V197L94 196ZM220 195H222V194H220ZM65 197H68V195H66ZM68 198H66V200ZM74 198H76V199H74ZM91 198H89V200H91ZM86 199H85V201H89L88 197ZM93 199H98V198L93 197ZM247 199L248 198H246V200ZM63 200H65V199H63ZM66 200H65V202H67ZM72 200H74V202H75L77 200V197L72 196ZM72 200L70 198V201H72ZM54 202H56V203H54ZM74 202H72V203H74ZM75 203H77V206L80 205L78 203V200ZM101 205L104 206L105 208H102ZM83 206H84V203H83ZM81 207L82 206H80V208ZM8 209L9 208L6 209V212L8 211ZM100 209H105V211H103L102 213L99 212V213H101L100 216L104 215L101 218V220L104 218V220H103L104 222L99 220V222H101V223H99L96 220V214L98 213V211ZM86 210H85V212H86ZM78 211H79V209H78ZM6 212H4V213H6ZM150 216L151 217L153 216L151 222L149 220ZM147 217H148V219H147ZM84 226L85 225L82 226L84 228L83 230H86V228ZM253 227H255V228H253ZM252 228L254 229V231H252ZM256 228H257V231L259 229L258 232L257 231L255 232ZM81 229H79V230H81ZM77 233H79V231H77ZM83 233H84V231H83ZM262 234H263V230H262ZM80 235H82V234L80 233ZM84 241H85V239H84ZM87 247H88V245H87ZM101 248H104V247H101ZM100 253L102 254V252H100ZM100 253L98 252L99 255H100ZM88 256H87V258H88ZM109 258L107 259L105 256L106 261L103 260L104 263L103 262L102 263L103 264H110V262L113 263L115 261V260L111 261V260H109ZM115 258L117 259V257H115ZM115 262L117 263L118 260H116ZM115 262H114V264H116ZM78 264H80V263L78 262ZM81 264H82V262H81Z\"/></svg>",
    "mask_w": 264,
    "mask_h": 264
}]
</instances>
